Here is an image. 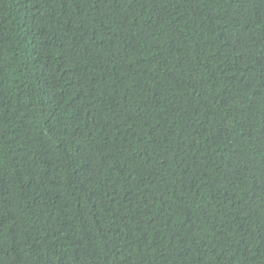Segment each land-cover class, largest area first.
Returning <instances> with one entry per match:
<instances>
[{
	"label": "trees",
	"instance_id": "16d2710c",
	"mask_svg": "<svg viewBox=\"0 0 264 264\" xmlns=\"http://www.w3.org/2000/svg\"><path fill=\"white\" fill-rule=\"evenodd\" d=\"M0 264H264V0H0Z\"/></svg>",
	"mask_w": 264,
	"mask_h": 264
}]
</instances>
